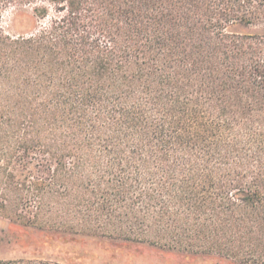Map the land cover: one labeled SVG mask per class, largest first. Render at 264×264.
I'll use <instances>...</instances> for the list:
<instances>
[{
  "label": "trees",
  "instance_id": "trees-1",
  "mask_svg": "<svg viewBox=\"0 0 264 264\" xmlns=\"http://www.w3.org/2000/svg\"><path fill=\"white\" fill-rule=\"evenodd\" d=\"M257 24L264 0H0V145L36 135L79 232L264 264V34L233 29Z\"/></svg>",
  "mask_w": 264,
  "mask_h": 264
},
{
  "label": "rangeland",
  "instance_id": "rangeland-1",
  "mask_svg": "<svg viewBox=\"0 0 264 264\" xmlns=\"http://www.w3.org/2000/svg\"><path fill=\"white\" fill-rule=\"evenodd\" d=\"M3 24L13 33H23L35 22L29 12L13 9L4 13ZM233 29L264 34L263 24L235 25ZM23 128L21 135L27 141L0 145L6 147H0V258L42 254L65 264H242L145 242L103 238L94 234L95 228L79 232L76 221L60 216L57 189L44 195L35 185L39 159L33 153L39 152L42 144L28 127ZM28 151L33 152L31 157L26 156ZM70 227L79 233L67 231ZM45 241L48 243L40 244Z\"/></svg>",
  "mask_w": 264,
  "mask_h": 264
}]
</instances>
